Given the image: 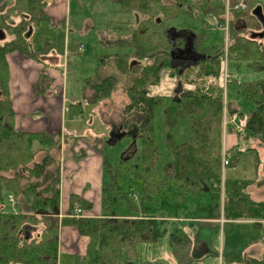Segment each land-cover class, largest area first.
Wrapping results in <instances>:
<instances>
[{"label": "trees", "instance_id": "obj_1", "mask_svg": "<svg viewBox=\"0 0 264 264\" xmlns=\"http://www.w3.org/2000/svg\"><path fill=\"white\" fill-rule=\"evenodd\" d=\"M6 1L7 6L0 11V31L11 38L0 45V264H58L59 228L69 225L75 226L78 234L88 238L84 258L91 264H162L160 261H139L137 253L138 244H155L165 231L163 220L156 218L153 210L145 206L151 200L150 192L158 191L161 187V181L153 179L157 155L151 119L153 107L160 105L163 99L149 95L147 86L158 85L161 72L171 68L170 43L166 34L168 26L165 22L182 12L190 13L192 7L187 0H169L170 4L164 3V0H108L118 6V12L133 13L137 27L127 37L113 41L120 51L100 57L93 73L83 81V88L90 90L87 102L94 104L99 99L111 96L116 85L122 82L128 98L124 112L146 114V119L140 122L139 133L142 215L111 214L115 200L112 192L119 189L118 174L116 168L104 159L102 216L72 215L76 206L90 211L92 204L71 195L68 215L59 219V190L56 186L60 170L57 155L60 134L25 132L15 127L6 60V54L13 51L39 62L55 60L53 39L42 36L40 32L43 23L54 26L45 12L50 0ZM237 3L238 0H231L234 6L228 20V60L245 61L253 71L264 72V26L253 13L260 4L255 2L244 10L235 8ZM260 6L264 15V7ZM225 8L226 4L209 6L203 10V14L206 16L210 13L218 25H223ZM259 32H263L261 38L252 37L253 33ZM205 37L204 33L196 34L195 43L198 50L207 56L177 76L180 85L173 93L178 98L176 105L164 108L166 126L172 125L177 116H186L190 118L191 131V138L187 142L170 146L173 159L164 164V173L166 177L186 185L202 181L209 186L215 198L213 209L217 215L220 216L221 211L224 216L223 228L227 225L232 229L235 220H255V225L260 228L259 220L264 219V201L253 200L248 193L247 189L253 181L225 177V201L222 207L212 183H219L221 179L223 152L229 159V166L234 167L243 152L251 151L254 165L258 167V150L264 146V78L242 83L234 79L227 84L228 116L232 113L242 116L235 103L238 98L253 101L254 106L246 115L242 133L235 132L230 126L226 128V132L234 131L241 136L237 151H223V88L220 83L223 78L220 59L223 49L209 53L201 48ZM78 44L76 41L70 48L73 52L81 53L84 46L79 45L83 46V50L79 51ZM173 71L175 75L176 71ZM44 72L45 69L40 72L36 86L38 90H42ZM181 77L194 88L181 89ZM84 106L82 102L70 103L68 117L84 115ZM38 155L41 157L36 160ZM9 194L13 196L14 204L6 209L5 201ZM122 197L128 201L125 194ZM197 224L199 228H212L214 232H218L222 225L218 221H198ZM261 241V255L254 257L246 254L230 259L221 256V264H264V233ZM169 246L177 264H198L205 256H218L211 248L210 239L199 237V242L194 246L191 237L181 229L169 232Z\"/></svg>", "mask_w": 264, "mask_h": 264}, {"label": "rangeland", "instance_id": "obj_2", "mask_svg": "<svg viewBox=\"0 0 264 264\" xmlns=\"http://www.w3.org/2000/svg\"><path fill=\"white\" fill-rule=\"evenodd\" d=\"M168 1L169 0H164V3L170 4ZM187 1L188 5L192 7L190 8V13L182 12L177 17L165 22V24H167L169 28H173L178 31L190 30L191 32L197 34L200 32L204 33L206 37L201 45V48L207 49L209 53L217 52L222 48L223 50L221 54H223L225 49H228L230 42L228 40L226 41V33L229 35L226 27L229 26L228 20L231 16L230 10L231 7L234 6L231 4V0ZM240 1H243L245 4V7L243 8L244 10L247 6L250 7L255 2L264 7V0H238V3ZM222 4L229 5V10L225 8L224 11L225 22L223 25H218L216 18L211 16L210 13L204 16L203 10L206 7H214ZM66 26L69 27V29L67 28L66 30ZM136 27L137 24L135 23L133 13L124 14L118 12V6L108 0H72L70 16H67L65 20L57 24L53 30L48 29L47 25H43L40 32L42 36L53 39L54 41L53 48L57 51V55L59 57L57 71L59 74H63L64 76L62 81L64 90L66 89V92L70 94V96H73V98H78L77 101H83L86 98V102L82 103L84 104L87 103V97L86 94L81 92V86L83 85L82 79L93 73L100 57L120 51L118 47L112 46L109 43L108 45V41L111 42L121 37H127ZM7 39L10 38H6V40ZM72 39H74V41L79 40L84 44L83 52H69L68 48ZM3 40L4 39H0V43H3ZM65 49L67 56L64 55ZM21 56L27 57L25 55ZM27 58L34 60L30 57ZM34 61L39 62L38 60ZM233 63L240 64L234 66ZM42 69L46 70V68ZM172 69L168 67L164 70V72L168 71L169 76L177 80V70L173 69L176 71V74L174 75V71ZM226 69L228 70V73L232 75V80L235 79L237 83L264 78V72L253 71L245 61L237 62L227 60ZM164 72H161L160 82L157 86L161 85V80H163L165 75ZM44 74L45 77L41 82L42 84L44 83L43 81L47 79V73L44 72ZM78 75H80L82 79L79 78ZM77 78H79V81H77ZM179 80H182V86H184L183 89L190 87V85L193 87L192 84H189L187 81H183L182 77ZM220 83L221 88L224 89L223 78L220 80ZM220 83L218 81V84ZM149 86H147L148 93H150L149 90L152 91L153 89L152 87L148 89ZM227 86L228 85L225 87L226 91ZM126 93L127 91L124 84L122 82L118 83L113 89L112 95L103 98L106 100L98 104L97 109L99 111L92 108L93 110L90 112V109H87L84 119L88 121L89 115L94 116L96 114H102L107 126L106 128L111 134H114L116 131L115 129L123 126L122 129L126 132V134H129L131 137H136L140 133V122L146 119V114L144 112H124V106L128 102ZM175 97L177 96L173 95L171 98H165L161 105L158 104L153 107L151 131L157 155L153 179L160 180L162 185L158 191L150 192L152 202L149 206L155 210L154 212L158 216L175 217L176 219H162L165 231L162 238L157 243H142L138 245L137 253L139 260H159L162 264H177L176 259L171 254L169 246V232L172 229H181L184 233L188 234L193 240L194 246L197 242H199V237L201 239L208 238L211 240V248L214 249L215 253H217L219 257L215 255H208L203 257L198 264H221V256H223L224 259H228L234 256L246 254L254 257L261 255L260 252H257V245L254 243L248 247H244V244H247V242L252 239L253 226L246 223H236L234 226H231L233 229L227 225L223 228L225 219L221 211L220 216L216 214L212 215V217H205L204 214H201L203 210L198 209L196 196L193 195V193L185 195L186 191H188L185 190L186 185H181L180 181H178L179 184H177L176 180L165 177L163 169L164 164L173 159L170 146L172 147V145L185 143L191 138L189 117L177 116L172 125H165L164 108L176 105V103L172 100V98ZM225 97L227 102V93ZM103 99H99L98 101ZM238 99L239 106L241 107V105H244L241 107L244 110H247L246 105L252 104L254 106L253 101H249L244 97ZM244 100H247L250 103L246 104ZM225 106L227 109V105H224V109ZM67 119L69 118L66 115L64 121ZM126 124L127 127L124 128V125ZM225 133L226 127L222 124V140L225 137ZM168 137H170L169 140H167ZM122 144L123 142L120 141L112 147L105 146L103 151L108 162L117 170L116 172L118 177L116 176V178L119 189L118 191L112 192V196L115 198L112 211L119 214L122 212H131V205L137 207L140 206L139 194L143 188L142 180L140 178L141 167L139 166L141 158V143L137 145L129 144L123 149L121 147ZM40 157L41 155H38L36 160H39ZM124 160H126L127 164L125 167H122V162H124ZM127 170L129 172H127ZM110 182L112 181L110 180ZM204 185L205 184L200 181L199 190H201V187ZM220 186V181L219 183H212V188L216 189L220 198V207H222L225 201V191L222 194ZM122 194H125L128 197V201L122 197ZM205 196L212 202L213 209L215 205L214 194L212 192H205ZM5 206L6 209H10L12 207L7 201H5ZM189 215L195 216L190 218L191 216ZM197 217L206 218L205 221L211 220V218H215L218 221L219 217H221L218 223L222 225H220L218 232H214L212 228H199L197 223L202 220H197ZM221 219H224V221L221 222ZM63 253L65 252L61 251L59 253L58 264H69L72 262V258L75 263L89 264L83 256L79 257L77 254L76 256L71 254V257H69Z\"/></svg>", "mask_w": 264, "mask_h": 264}, {"label": "crops", "instance_id": "obj_3", "mask_svg": "<svg viewBox=\"0 0 264 264\" xmlns=\"http://www.w3.org/2000/svg\"><path fill=\"white\" fill-rule=\"evenodd\" d=\"M71 2L72 0H50V3L45 8V12L49 15L54 26H49V24L43 23L41 27L43 25H47L48 29L53 30L57 24L65 20L67 16H70ZM67 28L69 29V27L66 26L65 29L67 30ZM76 41L79 43L78 46L84 45L81 41ZM76 41L72 39L70 46ZM113 41H108L107 44L109 43L114 46ZM70 46L68 48L69 52L72 51ZM18 54L20 53L13 51L6 55L9 68V92L10 98L12 100V107L15 112V127L25 132L46 131L49 133L60 134V148L57 153L60 170L59 182L56 186L59 190L58 218L61 219L62 217L68 215L67 210L71 195L79 196L80 198L92 204V209L90 211L82 210L83 215L94 217L102 216L104 213V208L102 204L101 188L102 180L105 175L104 159H106V156L103 152L104 147H112L120 141L123 142L121 146L122 149L127 147L129 144L137 145L141 143L139 135L136 137H131L129 134H126V132L123 131V126L115 129L116 131L114 134H111L106 128L107 126L102 114H96L94 116L89 115L88 121L84 119L87 109H90V112L93 109H96L97 111L98 104L102 103L106 99L98 101L97 103L95 102L94 104H90V102L85 103L84 115L80 116L79 118L68 117L69 119L64 121L65 116H68L70 103L75 101L78 103H83L86 102V98H82L85 101H77L78 98H73V96H70V94L66 92V89L64 90L62 82L64 76L63 74H59L57 71V65L59 61L57 51H55V55L53 56L55 57V60L51 59L49 61L45 59L41 60L40 62H36L34 60L28 59L27 57L21 56L22 54ZM64 55H66V49L64 51ZM237 64L240 63H233L234 66ZM174 66L180 67L178 63H175ZM184 67L180 68L183 70ZM42 68H46L45 72L47 73V79L43 81V84L41 83L42 90H38L36 86ZM164 73L165 75L163 80H161L160 86L155 85L148 87V89H150V87L153 88L152 91L149 90V94L152 96L162 97V102L165 100V98H171L173 96L172 93H174L175 88V79L169 76L168 71H165ZM78 77L81 78L80 75H78ZM79 78H77V81H79ZM84 80L85 78L82 79V81ZM83 86L84 83L81 86V92L86 94V97L90 96V90H85ZM191 87L192 86L190 85V87H186L185 89L189 90L194 88ZM183 88L184 86L181 85V89ZM177 99V97L172 98L175 103ZM238 102L239 99L236 100L235 103L242 112V116H238V119L243 124L246 120V115L253 109V105L249 104V101L244 100L246 104H249L246 105L247 110H244L241 108L244 105H241L240 107ZM126 127L127 124L124 126V128ZM240 141L241 136L237 135L234 131L226 132L225 137L222 140L223 151L228 150L235 153L239 147ZM258 152V167L254 165L255 161L252 152H243L240 155L236 166H228L224 170L223 179L225 180L226 177L230 179H246L253 181L247 189L248 193L253 200L264 201V146L260 148ZM126 164L127 162L124 160V162H122V167H125ZM127 172L129 171L127 170ZM140 178L143 181L141 176ZM177 184L179 183L177 182ZM180 184L186 185L182 182ZM199 185L200 182L198 184L194 183L193 185L187 184L185 190L188 191H186L185 195L188 193H193V195H195L197 198L198 209L203 210L201 214H204L205 217H212V215L217 214V211L212 209V202L205 196V192L213 193V191L210 190L208 188L209 186L206 185L202 186L201 190H199ZM147 202L145 203V206L151 208L149 205L152 201L149 200ZM141 209L142 208L140 206H138L136 209L131 207V212H122L119 214L112 211L111 214L118 216H131L133 214L142 215ZM152 210L154 216L158 219H176L175 217L158 216L155 214V210ZM189 216L192 218L195 215ZM205 219L206 218L203 217H197V220L205 221ZM207 221L217 222V219L211 218V220ZM255 222V220H235L232 222V225L234 226L236 223H246L253 226L252 239L248 241L247 244L245 243L244 247H248L254 243L257 245V252L261 253V240L263 237V232L262 227L259 228L256 226ZM59 232V253L63 251L65 252L63 254L69 257H71V254L75 256L77 254L79 257L83 256L84 258L88 238L78 234L76 227L72 225L61 226L59 228ZM73 260L74 259L72 258V262L69 264H79L75 263ZM89 264L91 263L89 262Z\"/></svg>", "mask_w": 264, "mask_h": 264}, {"label": "flooded vegetation", "instance_id": "obj_4", "mask_svg": "<svg viewBox=\"0 0 264 264\" xmlns=\"http://www.w3.org/2000/svg\"><path fill=\"white\" fill-rule=\"evenodd\" d=\"M4 3H6V6H7L8 2L6 0H0V6H2ZM227 30H229V27H227ZM192 33L194 32H191L189 30H179L178 31V30H175L169 27L167 29L166 34H167V38L170 43V51H169L170 52V63L169 65L171 68L177 70L178 75L181 74L185 69L196 65L199 61H201L207 56V55L202 54L198 50L197 48L198 46L195 43V38H196L197 33H195V35L191 39ZM6 38H11V36L5 33L4 31H0V39H4L3 43L9 40V39L6 40ZM3 43H0V45H2ZM191 46L193 47L194 51L190 49ZM175 63H178L180 67H184L185 65L186 66L182 70L180 67L174 66ZM178 85H180V83L175 79V88Z\"/></svg>", "mask_w": 264, "mask_h": 264}, {"label": "built area", "instance_id": "obj_5", "mask_svg": "<svg viewBox=\"0 0 264 264\" xmlns=\"http://www.w3.org/2000/svg\"><path fill=\"white\" fill-rule=\"evenodd\" d=\"M245 7V4L244 2L240 1L239 3H237L235 5V8L237 9H243ZM226 9L229 10V5L226 4ZM227 29V27H226ZM79 51H82L83 50V46H79L78 48ZM221 60H222V63H223V83H224V89H223V101H222V105H223V117H222V124L224 127L228 128L229 126L235 130V132L237 133H242L243 132V124L239 121L238 119V116L236 113H232L230 116H228L227 114V109H226V106H225V109H224V105H227L226 103V85L228 83H230V81L233 79L232 75L230 73H228V70L226 69V62H227V52L225 51L224 54L221 56ZM225 102V103H224ZM221 163H222V178L220 179V183H221V186H220V189H221V192L222 194L224 193V179H223V176H224V170L228 167V164H229V159L228 157L224 154H222V157H221ZM7 201L10 202L11 204H13L14 202V198L12 195H8L7 196ZM73 213L75 216H79V215H82V210L80 208H75L73 210ZM224 219H221V222H223ZM260 223L262 225V230L264 232V220H260Z\"/></svg>", "mask_w": 264, "mask_h": 264}, {"label": "water", "instance_id": "obj_6", "mask_svg": "<svg viewBox=\"0 0 264 264\" xmlns=\"http://www.w3.org/2000/svg\"><path fill=\"white\" fill-rule=\"evenodd\" d=\"M6 6V3H4L2 6H0V11H3L4 8ZM253 13L255 14V16L259 19V21L261 22L262 26H264V15L262 13V9L261 6L258 5L254 10ZM195 35V33H192L191 35V39L193 38V36ZM263 36V32H259V33H253L252 37L256 38L259 37L261 38ZM191 50H193V47L191 46L190 48ZM194 51V50H193Z\"/></svg>", "mask_w": 264, "mask_h": 264}]
</instances>
